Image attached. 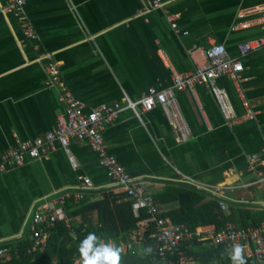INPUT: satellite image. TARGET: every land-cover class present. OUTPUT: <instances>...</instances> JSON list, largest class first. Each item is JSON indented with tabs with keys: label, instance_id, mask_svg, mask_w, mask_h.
<instances>
[{
	"label": "crops",
	"instance_id": "1",
	"mask_svg": "<svg viewBox=\"0 0 264 264\" xmlns=\"http://www.w3.org/2000/svg\"><path fill=\"white\" fill-rule=\"evenodd\" d=\"M148 1L26 0L37 32L30 39L14 13L4 11L8 0H0V159L20 142L53 130L64 111L61 90L46 71L47 54L89 111L170 86L173 72L195 70L191 52L196 48L222 43L235 57L240 43L263 34L259 25L243 27L258 16L242 13L264 6V0H164V9L143 11ZM167 12L179 14L180 32L173 30ZM243 62L238 85L228 76L218 78L217 85L239 117L246 113L244 94L255 119L228 123L211 90L197 86L178 92L191 129L186 142L179 140L161 106L143 113L141 120L125 109L103 132L109 150L154 197L169 186L185 185L215 199L206 189L225 188L228 208L223 211L233 213L230 223L236 227H243L240 210H264V162L252 160L259 154L264 161V50ZM85 177L93 183L85 199L126 194L115 187L90 145L76 139H69L68 150L58 144L44 157L27 158L0 174V245L21 239L45 204L81 187ZM69 200L56 204L55 214L71 222V209L65 207ZM158 204L161 212L178 207L176 202ZM109 247L116 249V241L110 240ZM143 249L137 255L144 257Z\"/></svg>",
	"mask_w": 264,
	"mask_h": 264
},
{
	"label": "built area",
	"instance_id": "2",
	"mask_svg": "<svg viewBox=\"0 0 264 264\" xmlns=\"http://www.w3.org/2000/svg\"><path fill=\"white\" fill-rule=\"evenodd\" d=\"M25 6L26 0H8L4 11L14 13L26 37L35 39L37 32L27 16ZM164 8V0H149L143 11ZM255 15L258 17L251 22L242 24V26L259 25L263 34L240 43L238 46L239 55L229 56L225 45L222 43L213 44L209 48H196L191 52L192 59L196 64L195 70L185 73L173 72L170 86L165 88L153 87L138 100H131L125 96L122 102L104 103L89 111L85 110L83 102L75 98L67 84L62 80L58 64L51 61V55L47 54L45 58L50 61L46 71L51 84L58 86L61 90V99L65 102L64 111L58 116L57 125L53 130L33 140L22 141L17 146L7 150L0 159V174L15 166L23 165L27 158L40 159L44 157L54 151L58 144L68 150L69 139L86 141L97 154L100 165L105 169L115 187L125 192L135 202L137 215H139L140 210H145L155 219L152 237L157 242L158 249L153 257L154 264H172L175 256H177L179 264H188L189 258L181 248L185 243L196 239L208 247L226 246L233 248L236 245L245 247L255 264H264V224L245 228L236 227L229 222L222 230L202 228L196 231L173 224L169 219L160 216L161 208L153 194L133 177L120 163L116 155L109 150L103 134L105 128L112 124L125 109L132 110L141 120L143 113L153 110L156 106H161L170 124L176 129L179 140L181 142L188 141L191 129L183 116L178 92L194 91L197 86H205L211 90L228 123L235 124L240 122L242 118L255 119L256 113L244 94L241 95V98L246 113L243 117H239L228 93L217 85V79L222 76L232 78L238 85L240 74L245 69L243 59L255 51L264 50V6H255L244 10L242 13V16ZM167 18L173 30L180 32L179 14L167 12ZM187 33V31L184 32V34ZM70 158L75 164L74 157L71 156ZM252 160L259 163L264 162L260 159L259 154H254ZM188 181L191 182L192 180L188 178ZM91 189H93V183L85 177L81 187L66 192L54 202H48L45 204L44 211L34 215L31 231L34 237L39 239L38 244L44 240L46 230L54 226L59 218L55 214L56 204H64L68 199L77 202L84 200L86 193ZM206 190L212 194V198L219 201L222 210L225 211L228 208L225 188H207ZM138 244L144 246V239L134 236L124 245L125 252L137 255ZM8 260L9 248L0 245V264H8Z\"/></svg>",
	"mask_w": 264,
	"mask_h": 264
},
{
	"label": "trees",
	"instance_id": "3",
	"mask_svg": "<svg viewBox=\"0 0 264 264\" xmlns=\"http://www.w3.org/2000/svg\"><path fill=\"white\" fill-rule=\"evenodd\" d=\"M128 198L127 194H106L97 201L87 197L81 203L69 200L65 207L71 209L69 217L72 221L58 218L54 226L46 230L42 242L38 244L39 239L28 230L21 239L4 244L9 248L8 264H77L84 260L85 246L88 247V256H92L103 249L102 242L109 247L112 239L119 249L118 264H154L153 257L158 249L152 237L155 219L145 210L136 215L135 202ZM155 199L161 205L178 203V207L162 211L160 216L192 231L202 227L222 230L234 220L233 213L224 212L216 199L208 198L190 186H169L156 194ZM240 217L243 227L258 226L264 222V210L242 209ZM134 236L144 239V257L122 250V243L129 242ZM233 248L208 247L196 239L185 243L181 250L189 258L188 264H234ZM241 255L245 264H255L250 256ZM173 259L172 264H179L177 256Z\"/></svg>",
	"mask_w": 264,
	"mask_h": 264
},
{
	"label": "clouds",
	"instance_id": "4",
	"mask_svg": "<svg viewBox=\"0 0 264 264\" xmlns=\"http://www.w3.org/2000/svg\"><path fill=\"white\" fill-rule=\"evenodd\" d=\"M83 253V264H118L119 262V249H113L112 247H105L98 250L94 255L88 256V247L85 246ZM241 253V246H234L232 253L234 264H245V259Z\"/></svg>",
	"mask_w": 264,
	"mask_h": 264
},
{
	"label": "rangeland",
	"instance_id": "5",
	"mask_svg": "<svg viewBox=\"0 0 264 264\" xmlns=\"http://www.w3.org/2000/svg\"><path fill=\"white\" fill-rule=\"evenodd\" d=\"M140 246V245H139ZM139 246H137V250L139 251V250H141V249H143V246L141 245L140 247ZM115 249V248H114ZM124 249V246L122 245V250ZM143 250H145V249H143ZM77 264H83V261L81 262V263H78L77 262Z\"/></svg>",
	"mask_w": 264,
	"mask_h": 264
}]
</instances>
